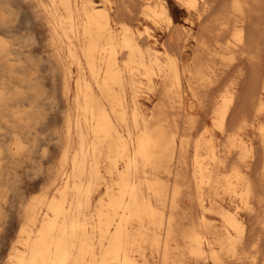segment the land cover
<instances>
[{
	"label": "bare ground",
	"instance_id": "obj_1",
	"mask_svg": "<svg viewBox=\"0 0 264 264\" xmlns=\"http://www.w3.org/2000/svg\"><path fill=\"white\" fill-rule=\"evenodd\" d=\"M24 1L26 2L24 4L31 5L32 9H29H31L33 13L32 16L34 17V20L35 18H37L39 20V24L43 26L42 28H44V30L46 31L45 37L48 39V42L46 43L53 49V51L49 53V55L47 53V57H43L42 55L40 56L41 59L39 60L41 65H45L46 62V65L50 66L49 69H51V73H54L55 76L61 78L59 79L58 77H56V79L62 80V84L58 86L59 88L60 86L62 87L61 89H63V95L65 96V100H63L65 101L66 110L64 112V122L61 121L64 123V126L63 124H61L62 127H64V130L62 129L64 136L60 142V145L58 144L60 148V152H57V154H60L59 162H57V159V161L55 160L58 163V167L54 175L55 179L53 180L55 181V183L57 181L56 188L54 192L44 191L38 196L32 197L29 204L26 203L27 201L24 202L26 204L22 203L21 206L17 204L22 209L20 210L18 206V210H20L21 212L23 211V218L21 219L22 223L20 227L18 225L19 232L17 233V238L15 239L14 244L11 246L10 251L8 252L7 259L4 258L6 259V261L2 263L201 264L200 262L204 260L203 263L205 264V259L208 258L211 260L212 264H223V255L236 256L239 253V250L242 248V246H240V243L243 244L244 237L245 235H247V228H245V223L238 211L240 203L246 205V207L250 209V211L253 207L255 208V210L257 209L255 205L252 204L253 197L256 198V201H253L254 204L255 202H257L258 205L260 203L257 197H255V183L253 184L248 175L247 167L249 165L246 164V160L247 156L249 155H251L252 158V154H259V157L261 154L257 153L259 151L257 147L255 149L258 151L254 149L256 145H254L253 147L250 141H247L243 139V137H241V130L244 129L246 125L245 119H243V122L240 121L242 119L238 120L240 122H234L233 118H231L233 119V121L231 120L233 123L229 121L232 114H234L233 116L238 114L237 111L236 114L234 112L232 113L233 109H235L234 103H236L235 99L237 96L236 83L230 82L226 85V87L222 86V84L226 82H224V78L226 77L225 76L223 78L224 83L221 82V86L225 89L222 88L223 91L221 96L218 95L220 96V98L217 99L216 102L215 100H213L215 104H213L214 106L212 110L208 109V111H203V114H205L204 112H208L207 114H205L206 117L211 116L212 114L211 121H213V126H215L221 132V134L226 136V140H224L227 142L224 143L225 141L223 140L224 142L222 143V141L220 140L218 145L224 144V147L220 145L222 146V149L218 150L217 146L213 142L212 137L202 138L201 136H198V133L200 134L201 132L196 131L197 133L195 132V134H197L199 138L195 139V137H197L195 135L194 139L191 140L192 137L190 136V134L192 133L189 130H193L195 126H198L195 125L196 118L194 119V117H192L194 116L193 114H190L192 116L188 121L189 126L186 127L187 129L185 128L186 130L183 129L184 131L179 127V117L181 114H177V116H179V119L175 117H172V119L171 117H169L171 111L169 112V116L166 114V108L173 107L176 109V105H174V103H176L177 101L174 100V97L179 98V101L177 103L178 106L183 108V111L184 109L185 111L187 109V102H185V98L182 97L183 90L181 84L182 75L184 73L189 76L188 80L185 77L186 81H189L190 79H193V81L195 80L197 82L204 81V83L206 80L209 81V77H205L207 76L205 75L206 68L208 69L209 66L205 65L207 64L205 62L204 64L199 63L201 60L200 56L203 53L201 55L197 54L198 56L200 55L199 57H197V59L200 58V60H198L199 62L195 60V63L198 62L197 66L193 65V69H190L189 67H187V69L183 68L180 64V59L175 52L178 45L176 44L177 46L173 47L172 51L174 53L169 52L167 48L164 50L158 48L157 37L153 32H151L150 27L145 25L144 29H140L137 27L134 28L127 22H125L126 20L128 21L127 17L130 14L125 13L126 15L128 14L125 21L124 17L120 16V18L123 17L121 18L123 21H117L119 24L118 27H115V14L112 16L111 8L113 6H111V0H0V136L7 135V138L12 141V145L15 146V150L13 153L22 154L23 152L28 150V147H26L25 145L28 142L27 140L31 139L30 137L29 139H26L28 137V110H24V108L21 107L24 105L28 106V99H30L32 95L38 98L39 93L33 91L31 92V95L28 92V88L32 89L31 86H33V83L31 81L33 79H37L36 76L33 75L34 73L31 71V69L33 67V71L36 69L35 66L37 65L38 61L36 58H33V56H31L32 54H29L24 59V57L21 56V54L24 53L20 50V47L28 48V46L32 44L35 46H39L41 42H39V44L35 43L37 38L34 34V36H30L28 38V31L24 33L20 32L18 24L16 23V12H14V10L18 8V10L21 9L19 6L16 7V9H14L15 7L13 8L15 3L16 5L17 3L18 5H22ZM155 1L156 0H154V2ZM206 1L205 4L207 5L208 2ZM245 1L246 0H244V2ZM158 2H160V0ZM244 2L243 0H232L231 2L232 12H234L232 18H234L235 16V18L233 19V21L235 20V22L232 23V19L230 18L231 16L228 17L225 15V19H231L229 22H231L232 24L229 25H231L232 27L233 25H235L236 28V25L238 23H240L241 25H246V23H248L245 21L244 17L245 7L247 6L244 4ZM186 3L196 10H198L202 5L204 6V3L201 5L200 0H186ZM220 3H222L221 5H225L223 4V1L221 2V0ZM153 4H150L149 0H143L142 4H140L142 13H144L145 16L152 19L156 23H158V20L165 18L167 22H169V24H172L173 20L168 13L166 2L163 0L156 5ZM221 5L220 7H222ZM207 7L209 6L207 5ZM216 7H219V5ZM115 8L119 10L118 7ZM246 8L248 9V7ZM220 9L222 10L224 8ZM130 11L129 13H131ZM134 11L135 9H133L132 13ZM199 11L201 12L200 9ZM204 11L206 10H203V13ZM246 12L245 14H247L249 11L247 13ZM203 13L199 14L203 15ZM228 13L230 14V12ZM22 14H24L23 11ZM133 14L135 16L138 15L137 13ZM255 15H257V13ZM132 16L133 15H131V19ZM28 17L29 16L27 12V21H29ZM117 18L119 17L117 16ZM29 19L32 18L30 17ZM133 19V21H135V17ZM204 19L207 18L204 17L203 20ZM255 19L257 18L255 17ZM209 20L210 19H208V21ZM226 22L227 21L223 23L225 24ZM31 23H33L34 25L35 21L33 22L31 20ZM223 23H220L221 26H223ZM262 23H264V20L261 19V24ZM256 24L254 25L256 26ZM249 25L251 28V24ZM201 26L203 27L204 25ZM214 26L217 27V25ZM29 27L30 28L28 29H31L32 27L34 28V26L31 27V25H29ZM208 27L210 26H207V28L205 29H209ZM242 27H239L240 29L239 31L237 30L238 32L235 35L239 37L240 41H242ZM177 28L180 31V28ZM212 28V30L215 29L213 26ZM228 28H230V26H228ZM201 29L202 28L200 27V30ZM175 30L174 32H176ZM227 30L223 31L222 29L223 33L229 32ZM182 31H184V27ZM202 31H204V29ZM202 31H200V33L202 34L206 32V30L204 32ZM214 31L217 32V30ZM170 32H172V30ZM170 32L168 33V35L170 34ZM208 32L207 34H205L208 35L210 33ZM220 33L221 35H223L222 32ZM30 34L31 33H29V35ZM226 34L224 33V36ZM177 35L179 34L177 33ZM209 35V37H212L211 34ZM196 36L197 35H195V37ZM216 36H218V34ZM219 36L218 38L224 40L225 37L222 38L223 36ZM169 38L165 40L168 42ZM184 38L188 37L184 36ZM261 38L263 41L264 36ZM203 39L207 40L208 38H205L203 36ZM246 40L247 37L245 41ZM183 41L184 39L182 40V42ZM213 41L215 42V39ZM251 43H249L248 45H250ZM164 45L163 47H167V45L170 46V43L168 42L167 45ZM171 45H173V43H171ZM243 49L246 48L243 46ZM213 51H216V49ZM249 51H251L252 53V50ZM216 53L213 52V56H215L214 54ZM223 53H225V50ZM260 53H262V50ZM238 57L240 59L241 56L238 55ZM192 58L194 59L193 56ZM21 61H28V64L23 65L21 64ZM193 61L194 60L191 61V64ZM17 62H19L18 65H16ZM206 62L210 64L213 63L209 61ZM218 64L220 65V62ZM258 64L261 63L259 62ZM29 66L32 68L29 69ZM47 66L45 67L48 69ZM215 66L216 65L214 64V67ZM38 68H40V66ZM211 69H213V67ZM221 69L223 70L224 68L221 67ZM223 71H226V69ZM229 72L233 73L231 71ZM250 73L252 74V71ZM47 74L49 76V73ZM238 74L236 76H238ZM212 75L215 76L214 74ZM219 75L220 74L217 73L216 76L220 79ZM155 77L160 78V84H162V88H160L162 89L161 93L163 92L166 101L161 105V107H158L159 109L155 106L158 110V112L157 110H155L157 113L152 112L151 115L148 116L141 110L140 100L138 97L139 94L144 90L152 91L155 89ZM217 77H215V79H217ZM212 78L213 77H211L210 80H212ZM228 79L231 78L228 77L227 80ZM260 79H258V81H261V85L258 86H261L260 89L262 92H264V72L260 76ZM244 81H246L245 78ZM248 81L250 80L248 79L246 82ZM16 82H19L22 89L16 87ZM187 83L189 84V82ZM206 83L207 87L206 84L204 85L206 89L208 91L210 89L213 90L212 86L215 85L212 84L211 86H209V83ZM160 84L158 85L160 86ZM158 85L157 87H159ZM54 86L57 85L55 84ZM194 86H197L196 88H198L199 85ZM208 86L210 89H208ZM239 87H241L242 90V82L241 86ZM216 88L218 89L219 87L215 86L214 90ZM249 89L251 90L252 88L249 87ZM198 91L203 92L202 90ZM56 92H58L59 96L61 95L59 94V91ZM161 93L159 95H161ZM204 93L205 92H203V94ZM196 94L199 95L198 97L196 96L197 98L203 96L202 93L201 96L200 94H198V92H196ZM209 94L211 95V93ZM258 95L256 99L254 98V101L251 97L252 101L254 102L253 107L255 112L249 105L252 108L250 110L254 112H252L254 114L253 118H257L259 114L261 115V113L264 112V96L262 94ZM62 97L60 98L62 99ZM53 98L55 97L53 96ZM60 98L58 97V100ZM202 98H200L201 101L198 103V105L201 104L202 101H206L202 100ZM238 98L240 97H237V99ZM241 98H243V96ZM245 100L242 99V101ZM206 103L208 104V102H202V106ZM210 104L212 106V102ZM206 105H204V107L202 108H200L199 106L200 109L198 110H205ZM208 105L206 107V110L208 108ZM52 108H54L53 105ZM210 110L212 111V113L209 114ZM175 111L176 110H174V112ZM242 111L240 110L242 114H238V117L244 116L245 111ZM174 112L172 113L174 114ZM29 113L34 116L35 120H37L38 118H42V116L37 114V112L34 110ZM252 113L248 114L252 116ZM188 114L185 113V117ZM245 116H247L246 118L250 117L246 113ZM236 117H234L235 120L238 119ZM201 119L197 123L202 124ZM249 119L250 118L246 119V121ZM187 120L188 118L184 121ZM203 122L205 121L203 120ZM184 125L185 124H183V126ZM203 126V133L206 135L210 132V125L208 123H203L202 127ZM3 129H6L7 132H1V130ZM38 130L36 131L40 133V129ZM200 130L201 129H199L198 131ZM50 134H52L51 137L54 138V134L49 133L48 135L50 136ZM59 135L55 139L61 137ZM253 135L255 136L256 133ZM261 137L260 140H264V129L262 128ZM47 139L49 140V138ZM4 143V139L0 141V159H3L7 151L12 150L11 146L6 147L4 146ZM34 143L35 142L33 141V144ZM48 143L51 145L50 141H48ZM43 144L44 143H42V145ZM262 144H264L263 141L260 145ZM46 145H43V148ZM260 145L259 147H261ZM220 146H218V148ZM39 149L37 150L39 151ZM260 150V152H262V149ZM188 152L191 153L190 156H187ZM45 155L44 157L47 156ZM258 156H255V158H259ZM4 158L7 159L6 157ZM21 158L17 159L21 160ZM32 158L33 156L31 157V159ZM252 159V161L257 160L254 159V157ZM30 160L29 162L31 163V161L33 160ZM252 166L253 165L251 162L250 167ZM184 169L187 171H184ZM252 169H254V167H252ZM6 170L7 168L3 167L0 164V176H4L6 173H10L11 175L12 170ZM183 172L189 173L184 174ZM48 173L50 174L49 171ZM12 174H14V172ZM51 174L53 175V173ZM12 177H10L9 179H11ZM44 181L46 180L44 179ZM261 182H263V180ZM9 185L5 184V186H8L6 187L7 189L9 188ZM2 186L5 187L4 184ZM53 186L55 185H52V187ZM42 187L41 189L44 188ZM0 189L2 190V188ZM219 189H222L230 196L236 197V199L239 200V203H236L235 206H232L230 204L225 205L220 202L218 200V195H220ZM9 190L13 191L10 188ZM9 193L11 194V192ZM2 195L0 196L2 197ZM182 195H190V199H188L189 197H186L188 201H196V204L201 210V214H199V216H194L196 214L195 210L198 209H192L195 214L193 212V216H190L189 212L191 210V207L189 208V206H187L188 209H185V206V208L182 207V202L184 200L183 198V200L181 201V198L183 197ZM206 197L208 199L209 205L205 202ZM259 200L261 201L260 196ZM8 202L10 203V201ZM185 202L186 201H184V203ZM257 204L256 206L258 207ZM196 207L194 206L193 208ZM207 211L215 212L219 216L221 226L215 225L210 221L209 217H207L205 213ZM181 213H184V215L180 216ZM6 216L7 215H5V217ZM185 217L187 218L186 221H184ZM261 225L263 226L264 223ZM248 228V239H250V235L252 236V232L250 234V225ZM252 240L253 239L247 240L248 243L245 242L247 243L245 244L247 248L249 246L248 244H251L248 250L252 248V243H249ZM257 243L258 242H256V245ZM245 249L246 248L244 247V250ZM244 250L243 252H245ZM250 250L253 251V249ZM250 250L248 252H250ZM254 255L255 253L253 254V257L251 255L250 257L249 255H247L251 264L254 262ZM260 257L261 256H259V258ZM241 259H243V257ZM245 260L246 259L239 261L241 264H243ZM229 261L230 260H228V264ZM231 262H233V260Z\"/></svg>",
	"mask_w": 264,
	"mask_h": 264
},
{
	"label": "rangeland",
	"instance_id": "obj_2",
	"mask_svg": "<svg viewBox=\"0 0 264 264\" xmlns=\"http://www.w3.org/2000/svg\"><path fill=\"white\" fill-rule=\"evenodd\" d=\"M29 1V0H28ZM96 1H99V0H96ZM117 0H111V6H113L112 8H111V13H112V16L114 15V18H115V23H114V26L115 27H118V22L117 21H123L121 18H123L124 17V21L126 20V16H128V14H130L129 16H130V19H129V16L127 17L128 18V21L130 22L131 20V24L126 20L125 22H127L129 25H131L132 27H134V28H140V29H144L145 28V25H147L148 27H150L151 28V32H153L155 35H156V37H157V46H158V48H161V49H166L167 48V50L169 51V52H171V53H174L172 50H173V47L174 46H177V49L175 50V52H176V55H178V57H179V59H180V64H181V66L183 67V68H185V69H187V67H189L190 69H193L194 68V66L196 65L197 66V63L199 62L198 60H200V58H201V60H200V62L199 63H202V64H204V62L205 63H207V64H205V65H208L209 66V68L207 69L206 68V72H205V75H207V76H205V77H209L208 79H209V81H205V83H204V81H193V79L191 80H189V81H186V78H187V80H188V75H186L185 73L182 75V97L183 98H185L184 99V101L185 102H187V109H186V111H185V109H184V111H183V108H181L180 106H178V101H179V98L178 97H174V100L175 101H177L176 103H174V105H176V109L175 108H173V107H168V108H166V114L169 116V112H170V116L169 117H175V118H178L179 116H177V114L179 115V114H181L180 115V121H179V127H180V129L181 130H186L187 128V126H189V124H188V121H189V119L191 118V116L192 115H190V114H193L194 116H192V117H194V119H195V125H198L197 127L195 126L194 127V129L192 130V129H190L189 131H191V133L193 134H190V136L192 137L191 138V140H193L194 139V137H195V135L197 136V134H195V132L197 131V132H201L200 134L198 133V136H201L202 138H204V137H207V138H213V142L215 143V145L217 146V149L218 150H220V149H222L221 147L224 145H222V144H220V145H222V146H220V145H218L219 144V141L221 140L222 141V143L226 140L225 138H226V136H224L223 134H221V132L215 127V126H213V121H211L212 120V114H211V116H205V114H207L208 112H204L205 114H203V111H208V109H213V104H215V102H216V100L217 99H219L220 98V96H221V94H222V91H223V89H225L224 87H226V85L228 84V83H236V90H237V92H236V103H234V107H235V109H233V111H232V113L234 112L235 114H236V111H237V113L238 114H242L241 112H240V110L242 111V110H244V111H242V112H244V116L243 117H238L237 115L238 114H236L235 116H233L234 114H232V116L230 117V122H232L233 121V119H234V122H236V121H238V120H240V119H242V120H240V121H242L243 122V119H245V122H246V125H245V127H244V129H242L241 130V137H243V139H245V140H247V141H250V143H252V145H253V147H254V145H256L255 147H254V149L257 147V149L259 150H256V151H258L257 153H261L260 154V157L258 156L259 154H257V155H254V154H252V158L254 157V159H257V160H254V161H252L253 159L251 158V155H249V156H247V160H246V164H248L249 166L248 167H250V165H251V162H252V167H254V169H255V171H254V169H252V167H250V168H248L247 167V170H248V175H249V177H250V179H251V181L253 182V184H254V186H255V197H257V199H258V201L260 202H258L259 203V205L257 204V202H255V204L253 203V201H256V198H254L253 197V201H252V204L253 205H255V207L257 208L256 210H255V208L253 207L252 209H251V211H250V209H248L247 207H246V205H244L243 203H240V207H239V209H238V211H239V213H240V215H241V217H242V220L244 221V223H245V228H247V235H245V237H244V240H243V244L242 243H240V246H242V248L239 250V253L236 255V256H228V255H223V264H228V260H230L229 261V264L231 263V264H239L240 263V261L239 260H243V259H246L244 262L243 261H241V262H243V264H251V262H249L250 260H249V257H250V255L253 257V254L255 253V257H254V262L252 263V264H264L263 262V260H264V225L262 226L261 224H263L264 223V210H263V207H264V201H263V199H264V144H262V145H260L261 143H262V141H263V143H264V140L263 139H261L260 140V137H261V128L262 129H264L263 127H264V112H262L261 113V115L259 116H257V118L255 117V118H253L254 117V112H255V110H254V107H253V104H254V98L256 99V97H257V95L258 94H262L263 96H264V92H262L261 91V89H260V87L258 86V85H261V79H260V76L263 74V72H264V53H263V51H264V38H263V41H262V38L261 37H263L264 36V23H262L261 24V19L262 20H264V0H249V1H245L244 2V0H243V2H244V4L245 5H247L246 7H248V9L245 7V11H244V17H245V21L246 22H248V23H246V25L244 24V25H241L240 23H238L237 25H236V28H235V25H233V27L231 26V25H229V24H232L233 22H235V20L233 21V19L235 18V16H234V18H232L233 16L232 15H234V12H232V5H231V2H232V0H221V2L223 1V4H225V5H221L222 3H220V0H200V3H201V5L204 3V6L202 5L199 9L201 10V12L199 11V9L198 10H196V9H194V8H192V7H190L187 3H186V0H164L165 2H166V5H167V8H168V13H169V15L172 17V20H173V25L172 24H169V22H167V20L164 18H162V19H160V20H158V23H156V22H154L152 19H150V18H148L147 16H145V14L144 13H142V8L140 7V4H142V2H143V0H119V1H117ZM139 1V2H138ZM142 1V2H141ZM159 1V0H158ZM157 0L154 2V0H149V3L150 4H153V5H156V4H158V3H160V2H162L161 0H160V2H158ZM205 1L206 2H208L207 3V5L209 6V7H207V5L205 4ZM216 1V2H215ZM260 1V2H259ZM141 2V3H140ZM210 2V3H209ZM249 2V3H248ZM24 3H26L25 1L23 2V4L22 5H18V3H17V5H16V3H15V5H14V3H13V8L14 9H16V7H20V9L21 10H18V9H16V10H14V12H16L15 14V16H16V23L18 24V28L20 29V32L21 33H24V32H27L28 31V38L31 36H34V35H36V42L35 43H38L39 44V42H41L40 43V45L39 46H35V45H30V46H28V48H26V47H20V50L21 51H23V53L24 54H21V56L22 57H24V59L30 54H32L31 56H33V58H36L37 59V61H38V63H37V65L35 66L36 67V69L33 71L32 69L34 68H32V67H30L29 66V69L30 68H32L31 69V71L34 73L33 75L34 76H36V80H32L31 82L33 83V86H31L32 87V89L31 88H28V92L32 95V93L31 92H33V91H36V92H39L38 93V98H36V97H34L33 95H32V97L30 98V99H28V106H26V105H24V106H22L21 108H24V110H28V137L26 138V139H29V137L31 138V139H29V140H27L26 142H27V144H25L26 145V147H28V150L27 151H25V152H23L22 154H20V153H13L14 152V150H15V146L14 145H12V141H10L7 137V135L5 136V135H2V136H0V141H2L3 139L5 140V143H4V146H11L12 147V150L11 151H7L6 153L10 156H8L6 153H5V156L4 157H6L7 159H5L4 157H3V159H0V164L3 166V167H6L7 168V170H9L10 169V171L12 170V173L14 172V174H12L11 173V175L13 176H11L10 175V173H6L4 176H0V188H2V190L0 189V195H2V197L0 196V264H3L2 262H4V261H6V259H7V257H8V252L10 251V248H11V246L14 244V242H15V239L17 238V233L19 232V227L21 226V223H22V218H23V211L21 212L20 210H22L21 209V204L22 203H24V202H26V203H30V201H31V199H32V197H35V196H38L40 193H42V192H44V191H49V192H54V190H55V188H56V183H57V181H56V183H55V181H53L54 179H55V173H56V169H57V167H58V163L57 162H59V159H60V154H57V152L59 153L60 151V148H59V145H60V142H61V140H62V138H63V136H64V133H63V130H64V127H62V125L61 124H63V126H64V112H65V110H66V105H65V96L63 95V89H61L62 87L60 86V88H59V86L58 85H61L62 84V80H58V79H56V77H58V76H55V74L54 73H51V69H49L50 68V66H47L46 64V62H45V65H41V63H40V60L39 59H41V57L40 56H42L43 55V57H47V53H48V55H49V53H51L52 51H53V49H52V47L51 46H49V45H47V43L46 42H48L47 40V38L45 37L46 36V31L44 30V28H42L43 26H41L40 24H39V20L37 19V18H35V20H34V17L32 16L33 15V13H32V11H31V5L30 4H24ZM115 3V4H114ZM117 3V4H116ZM118 3H120V4H118ZM140 3V4H139ZM168 3V4H167ZM216 3H218V4H216ZM260 3V4H259ZM176 4H178V5H176ZM249 4H253V5H249ZM117 5V6H116ZM205 5H206V8H205ZM219 5V7H216V6H218ZM220 5L222 6V7H220ZM259 7H257V6ZM120 6V7H119ZM142 6V5H141ZM189 6V7H188ZM226 6V7H225ZM115 7H118L119 8V10L117 9V8H115ZM124 7V8H123ZM139 7V8H138ZM143 7V6H142ZM257 8V9H255V8ZM29 8H31V9H29ZM138 8V9H137ZM203 8V9H202ZM215 8V9H214ZM220 8H224V9H220ZM251 8V9H250ZM133 9H135V11L133 12V13H137L136 15L137 16H135L133 13H132V11H133ZM211 9V10H210ZM212 9H213V11H212ZM217 9H219V10H217ZM27 10V11H26ZM29 10V11H28ZM117 10V11H116ZM129 10H132V11H130L131 13H129V11L127 12V11ZM203 10H206V11H204V13H205V15H204V13H203ZM221 10V11H220ZM229 10V11H228ZM22 11H23V13L24 14H22ZM26 11V12H25ZM138 11V12H137ZM139 11H140V14H139ZM192 11V12H191ZM211 11V12H210ZM215 11H217V12H215ZM220 11V12H219ZM248 13H247V12ZM257 11V12H256ZM27 12H28V20L29 21H27V18H26V15H27ZM123 12V13H122ZM207 12V13H206ZM209 12V13H208ZM213 12V13H212ZM228 12H230V14L228 13ZM245 12L247 13V14H245ZM22 15H21V14ZM125 13H128L127 15L125 14ZM199 13H203V15H204V17H206L207 19H204L203 20V15L201 14H199ZM232 13V14H231ZM249 13H251V14H249ZM257 13V15H255ZM120 14V15H119ZM260 14V15H259ZM19 15H21V16H19ZM24 15V16H23ZM120 18V16H123V17H121L120 19L119 18H117V16ZM131 15H133L132 16V19H131ZM212 15V16H211ZM225 15L226 16H228V17H230L231 19H232V23L231 22H229L231 19H225ZM116 16V17H115ZM21 17H22V19H21ZM32 18V19H29V18ZM135 17V21H133L134 18ZM210 17V18H209ZM213 19H212V18ZM248 17V18H247ZM252 17V18H251ZM255 17L257 18V19H255ZM260 19H259V18ZM250 18V19H249ZM19 19V20H18ZM117 19H119V20H117ZM208 19H210L209 21H208ZM252 19V20H251ZM255 19V20H254ZM259 19V20H258ZM31 20L34 22L35 21V23H34V25H33V23H31ZM165 20V21H164ZM202 20V21H201ZM257 20V21H256ZM225 21H227L225 24L223 23V22H225ZM255 21H256V23H255ZM117 22V23H116ZM200 22V23H199ZM223 23L222 25L223 26H221V24L220 23ZM229 22V23H228ZM218 23V24H217ZM227 23H228V26H230V28H228V26H227ZM27 24H28V26H27ZM117 24V25H116ZM200 24V25H199ZM209 24V25H208ZM213 24V25H212ZM249 24H251V28H250V25ZM254 24H256V26L254 25ZM29 25H31V27L32 26H34V28L32 27L31 29H28V28H30L29 27ZM39 25V26H38ZM170 25H172V26H170ZM176 27H175V26ZM201 25H204L203 27L201 26ZM214 25H217V27L216 26H214ZM259 25H261V26H259ZM36 26V27H35ZM184 27V31H182L183 30V27ZM202 28L201 30H200V27ZM207 26H210V27H208L209 29H205V28H207ZM212 26L215 28L214 30H217V32H215L214 30H212L213 28H212ZM227 26V27H226ZM245 27V28H243V27ZM254 26V27H253ZM259 26V27H258ZM263 26V27H262ZM42 29H41V28ZM170 27H171V29H170ZM177 27H179L180 28V31H179V29L177 28ZM182 27V28H181ZM222 27V28H221ZM239 27H242V41H240L239 40V37L238 36H235L236 35V33L239 31ZM253 27V28H252ZM255 27H257V28H255ZM263 29H262V28ZM36 28V29H35ZM168 28V29H167ZM221 28V29H220ZM229 29V30H227V29ZM255 28V29H254ZM28 29V30H27ZM175 29H177V30H175ZM185 29H186V31H185ZM204 29V31L206 30V32H204V31H202ZM222 29H223V31H225V30H227V31H229V32H224L225 34L226 33H228V34H226L225 36H224V33H223V31H222ZM225 29V30H224ZM232 29H235V30H232ZM252 31H251V30ZM257 29V30H256ZM263 31H262V30ZM172 30V32H170V31ZM174 30L176 31V32H174ZM199 31V33H198V31ZM210 32H208V31ZM212 32H211V31ZM238 30V31H237ZM260 32H259V31ZM179 31V32H178ZM200 31H202V32H204V34L206 33L207 34V32L209 33V34H211L212 35V37H213V39H212V37H209L210 35L208 34V35H204V34H202V33H200ZM214 31V32H213ZM231 31V32H230ZM170 32V34L168 35V33ZM220 32H222V34L223 35H221V33ZM245 32V33H244ZM246 32H249V33H246ZM253 33V34H251V33ZM29 33H31L30 35H29ZM175 33V34H174ZM177 33L180 35H177ZM187 33V34H186ZM199 35H198V34ZM212 33H214V34H212ZM220 33V34H219ZM231 33V34H230ZM263 35H262V34ZM34 34V35H33ZM44 34V35H43ZM203 35L205 38H208L207 40L209 41H207V40H205V39H203V36H201V35ZM218 34V36L220 35V36H223L222 38H224V40L222 39L221 40V38H218V36H216V35ZM195 35H197L196 37H195ZM248 35V36H247ZM261 35V36H260ZM167 36H169V37H167ZM183 36V37H182ZM184 36L185 37H188V38H184ZM201 36V37H200ZM207 36V37H206ZM219 36V37H220ZM226 36H227V38H226ZM172 37V38H171ZM175 37V38H174ZM178 39H177V38ZM179 37H180V44H179ZM200 37V38H199ZM214 37H217V38H214ZM246 37H247V40L245 41V39H246ZM258 37H260V38H258ZM167 38H169L168 40V42L170 43V46L169 45H167L168 44V42L165 40V39H167ZM198 39V40H196V39ZM202 38V39H201ZM248 38H249V40H248ZM253 38V39H252ZM45 40V41H41V40ZM176 39V40H175ZM184 39V43L182 42V40ZM201 39V40H200ZM215 39V42L213 41ZM218 41H217V40ZM164 40H165V42H164ZM172 40H173V42H172ZM200 40V41H199ZM203 40H204V42H203ZM212 40V41H211ZM251 40V41H250ZM263 43H262V42ZM43 42V43H42ZM166 42H167V44H166ZM199 42V43H198ZM207 42V43H206ZM242 42V43H241ZM252 42V43H251ZM47 45V47H49V48H47L46 47V45ZM164 43H165V45H167V47H163V45H164ZM171 43H173V45H171ZM249 43H251L250 45H248ZM38 44H36V45H38ZM163 44V45H162ZM177 44V45H176ZM198 46H197V45ZM210 44V45H209ZM228 46H227V45ZM231 44V45H230ZM246 44H247V46H246ZM262 44H263V46H262ZM164 45V46H165ZM180 45H181V47H180ZM201 45H202V47H201ZM207 45V46H206ZM240 45H243L246 49H243V46H240ZM35 47V48H33V47ZM43 46H44V48H43ZM182 46H184V47H182ZM196 46V47H195ZM231 46V47H230ZM239 46H240V49H239ZM262 46V47H261ZM30 47V48H29ZM40 49H39V48ZM46 47V48H45ZM197 47H198V49L200 50H198L197 49ZM200 47V48H199ZM223 47V48H222ZM32 48V49H31ZM43 48V49H42ZM176 48V47H175ZM184 48V49H183ZM202 48V49H201ZM214 48V49H213ZM220 48H221V50H220ZM227 48V49H226ZM248 48V49H247ZM263 48V49H262ZM215 50L216 49V51H213V50ZM225 50V53H223L224 52V50ZM237 49V50H236ZM217 52L216 54H214L215 56H213V52ZM226 50H228V51H226ZM239 50V51H238ZM249 50H252V53H251V51H249ZM261 50H262V53H260L261 52ZM203 51V52H202ZM212 53H211V52ZM232 51H234V52H232ZM235 51H236V53H235ZM180 54H179V53ZM193 52H195V53H193ZM198 52V53H197ZM255 52V53H254ZM35 53V54H34ZM203 53V54H202ZM221 53V54H220ZM223 53V54H222ZM38 54V55H37ZM44 54H46V55H44ZM197 54H202L201 56L202 57H205V58H202L200 55V58H198L197 59V57H199ZM209 54V55H208ZM224 54H227V55H224ZM251 54V55H250ZM261 54V55H260ZM208 57H207V56ZM216 55H218V56H216ZM238 55L239 56H241L240 57V59H239V57H238ZM258 57H257V56ZM40 58H39V57ZM192 56L194 57V59L192 58ZM213 56V57H212ZM221 56H222V58H221ZM215 57V58H214ZM225 57V58H224ZM263 57V58H262ZM208 58V59H207ZM35 59V60H36ZM214 59V60H213ZM216 59V60H215ZM249 59V60H248ZM261 59V60H260ZM192 60H194L193 62H192V64H191V61ZM195 60H197L198 62L197 63H195L196 61ZM202 60H204V61H202ZM212 60V61H211ZM245 60V61H244ZM252 60V61H251ZM260 60V61H259ZM202 61V62H201ZM206 61H209V62H213V63H208V62H206ZM221 61H223V62H221ZM24 62V63H23ZM21 61V64H23V65H25V64H28V61ZM26 62V63H25ZM220 62V65L218 64ZM240 62V63H239ZM256 62V63H255ZM261 63V64H258V63ZM224 63V64H223ZM239 63V64H238ZM251 63V64H250ZM253 63V64H252ZM19 64V62H17L16 63V65H18ZM214 64L216 65L215 67H217V68H215L214 67ZM225 64H227V65H225ZM229 64V65H228ZM230 64H231V66H230ZM247 64H248V66H247ZM49 65V64H48ZM194 65V66H193ZM204 65V66H205ZM211 65V66H210ZM40 66V68H38V67ZM45 66H47L48 67V69L45 67ZM191 66V67H190ZM192 66H193V68H192ZM227 66V67H226ZM240 66V67H239ZM263 66V67H262ZM15 67V66H14ZM44 67V68H43ZM213 67V69H211ZM220 67V68H219ZM221 67L222 68H224L223 70H225L226 69V71H223L222 69H221ZM226 67V68H225ZM235 67V68H234ZM237 67H238V69H237ZM245 67V68H244ZM42 69H44V70H42ZM218 69H220V70H218ZM233 69V70H232ZM216 70V71H215ZM221 70H222V72H221ZM240 70H242V71H240ZM40 71V72H39ZM43 71V72H42ZM209 71V72H208ZM229 71H231V72H233V73H230ZM245 71V72H244ZM252 71V74L250 73ZM259 73H258V72ZM208 72V73H207ZM211 72V73H210ZM225 72H226V74H225ZM240 72V73H239ZM247 72V73H246ZM250 74H249V73ZM256 72H257V74H259V75H257L256 74ZM47 73H49V76H48V74ZM217 73H219L220 75V79L216 76L217 75ZM222 73V74H221ZM239 73V74H238ZM255 73V74H254ZM212 74H214L215 76H213ZM232 74V75H231ZM238 74V76H236ZM246 74V75H245ZM254 74V75H253ZM47 75V76H46ZM186 75V76H185ZM211 75V76H210ZM223 75V76H222ZM52 76V77H51ZM55 78H54V77ZM222 76V77H221ZM226 76V77H225ZM233 76V77H232ZM243 77V79H242V77ZM245 76V77H244ZM247 76V77H246ZM249 76H250V78H249ZM254 76V77H253ZM49 77V78H48ZM186 77V78H185ZM211 77H213L212 78V80L214 79V80H217V81H212V80H210V78ZM215 77H217V79H215ZM225 77V78H224ZM231 78V79H228L227 80V78ZM59 79H61L60 77H58ZM223 78H224V82H223ZM234 78V79H233ZM244 78H245V80L247 81L248 79L250 80V81H248V82H246V81H244ZM45 81H44V80ZM253 79V80H252ZM258 79H260L259 81H258ZM41 80V81H40ZM49 80H50V82H49ZM58 80V81H57ZM241 80V81H240ZM53 81V82H52ZM57 83H56V82ZM192 81H193V83H192ZM212 81V82H211ZM233 81H235V82H233ZM258 82V83H256V82ZM40 82V83H39ZM160 78H157V77H155V85H156V87H155V89L154 90H144V91H142L140 94H139V100H140V107H141V110L146 114V115H151V113L153 112V113H157L158 112V110H157V108L158 107H161V105L163 104V103H165V101H166V98H164L165 96L163 95V92L161 93V90L162 89H160V88H162V84H160ZM187 82H189V84L187 83ZM206 82H208L209 84V86H211L212 84L213 85H215L216 87H219L218 89L216 88L215 90H216V92H215V90H214V88H215V86H212L211 88L213 89V90H211L210 88H209V86H208V89H210L209 91L206 89V87H207V83ZM220 82V83H219ZM224 83V84H222V83ZM240 82V83H239ZM241 82H242V90H241V87H239V86H241ZM250 82V83H249ZM251 82H252V84H251ZM255 82V83H254ZM37 83V84H36ZM46 83V84H45ZM51 83H54V84H51ZM195 83V84H194ZM196 83H198V84H196ZM215 83V84H214ZM218 83V84H217ZM240 85H239V84ZM245 83H246V85H245ZM57 85V86H54V85ZM158 84H160V86L158 85ZM192 84H193V86H192ZM206 84V87L204 86ZM217 84V85H216ZM221 84H222V86H224V87H222L221 86ZM255 84V85H254ZM16 87L17 88H21L22 89V87H21V85L19 84V82H16ZM157 85L159 86V87H157ZM194 85H199L198 86V88H196ZM245 85V86H244ZM248 85H250V86H248ZM252 85V86H251ZM253 85H254V87H253ZM53 86V87H52ZM192 86V87H191ZM55 87V88H54ZM56 87H58V88H56ZM201 87V88H200ZM205 87V88H204ZM249 87L250 88H252L251 90L249 89ZM259 87V88H258ZM45 88V89H44ZM159 88V89H158ZM193 88V89H192ZM223 88V89H222ZM245 88V89H244ZM247 88V89H246ZM254 88H255V90H254ZM257 88H258V90H257ZM48 89H49V91H50V93H49V91H48ZM61 89V90H60ZM158 90H159V92H158ZM198 90H202L203 92H205L204 94H203V92H199ZM248 92H247V91ZM253 90V91H252ZM48 91V92H47ZM55 93H54V92ZM56 91H59V94H61L60 96L58 95V92H56ZM62 91V92H61ZM213 91H214V93H216V94H214L213 93ZM217 91H218V93H217ZM252 91V92H251ZM52 92V93H51ZM61 92V93H60ZM194 94H193V93ZM196 92H198V94H200V96L203 94V98L202 97H199V98H197L199 95H197L196 94ZM221 92V93H220ZM247 92V93H246ZM257 92H258V94H257ZM261 92V93H260ZM57 93V94H56ZM161 93V95H159ZM202 93V94H201ZM209 93H211V95L209 94ZM54 94V95H53ZM72 94V93H71ZM193 94V95H192ZM205 94H207V95H205ZM213 94V95H212ZM245 94V95H244ZM248 94V95H247ZM56 95V96H55ZM58 95V96H57ZM218 95H220V96H218ZM241 95V96H240ZM256 95V96H255ZM53 96L55 97V98H53ZM64 98H63V97ZM163 96V97H162ZM190 96V97H189ZM197 96V97H196ZM205 96V97H204ZM217 96H218V98H217ZM243 96V98H241ZM250 96V97H249ZM255 96V97H254ZM259 96V95H258ZM58 97L60 98V97H62V99L60 98L59 100H58ZM162 97V98H161ZM237 97H240V98H238L237 99ZM253 98V101H252V98ZM161 98V99H160ZM187 98V99H186ZM200 98H202V100H206V101H202V102H208V108H207V110H206V107H207V105L206 104H203V106H202V102H201V104H199L198 105V103L201 101L200 100ZM207 98H208V101H207ZM64 99V100H63ZM195 99V100H194ZM199 99V100H198ZM241 101H240V100ZM242 99L243 100H245V99H247V100H245V101H242ZM54 102H52V101ZM213 100H215V102L213 101ZM38 101V102H37ZM58 101H60V102H58ZM212 102V106H211V102ZM48 102V103H47ZM210 102V103H209ZM241 102V103H240ZM251 103V104H249V103ZM51 103H52V105H53V107L54 108H52V105H51ZM59 103V104H58ZM157 103V104H156ZM244 103H246V104H244ZM241 104H242V106H241ZM247 104H248V107H247ZM35 107H33V106ZM55 105H57V106H55ZM60 105V106H59ZM62 105H63V107H62ZM197 105H198V107H197ZM204 105H206L205 106V110L203 109H201V111H199L198 109H200V108H202V107H204ZM236 105H238V106H236ZM253 108H251L250 106ZM50 106V107H49ZM157 108H156V107ZM191 106H193V107H191ZM199 106H200V108H199ZM175 107V106H174ZM191 107V108H190ZM212 107V108H211ZM238 107H239V109H238ZM244 107V108H243ZM246 107V108H245ZM58 108V109H57ZM64 110H63V109ZM189 108V109H188ZM195 108H196V110H195ZM238 110H237V109ZM15 109V108H14ZM159 109V108H158ZM168 109V110H167ZM193 111H192V110ZM247 111H246V110ZM250 109H252V110H250ZM32 110H34V111H36L37 112V114H39L40 116H42V118L40 119V118H38L37 120H35V118H34V116L32 115V114H30L29 112H31ZM52 110H54V111H52ZM60 110V111H59ZM155 110H157V112L155 111ZM174 110H176L175 112H174ZM209 111V114L210 113H212V111ZM235 110V111H234ZM155 111V112H154ZM182 111H183V114H182ZM197 111V112H196ZM46 112V113H45ZM172 112H174V114H175V116H174V114L172 113ZM188 112H189V114H188ZM202 112V113H201ZM253 112V113H252ZM172 113V114H171ZM185 113L186 114H188V115H186V117H185ZM195 113V114H194ZM198 113V114H197ZM245 113L248 115V116H250V117H248V118H250L249 120H247L246 121V119H248V118H246L247 116H245ZM253 114L252 116L251 115H249V114ZM208 114V115H209ZM60 115V116H59ZM183 115V116H182ZM190 115V116H189ZM197 115V116H196ZM199 115H200V118H199ZM237 116V117H236ZM205 117V118H204ZM234 117H236V118H238L237 120H235V118ZM50 118V119H49ZM183 118V119H182ZM188 118V120L187 121H184V120H186ZM202 118V119H201ZM231 118H233V119H231ZM252 118V119H251ZM62 119V120H61ZM173 119V118H172ZM177 119V120H178ZM200 119H201V121H202V124L203 123H208L209 125H210V132L208 133V134H204L203 133V130H204V126L202 127V124L201 123H197V122H199L200 121ZM49 120V121H48ZM203 120L205 121V122H203ZM232 120V121H231ZM251 120V121H250ZM256 120V121H255ZM58 121V122H57ZM61 121H63V122H61ZM240 121H238V122H240ZM183 122V123H182ZM187 122V123H186ZM248 122V123H247ZM43 123V124H42ZM45 123H46V125H45ZM58 123H60V124H58ZM197 123V124H196ZM233 123V122H232ZM54 124H56V125H54ZM58 124V125H57ZM170 124H173V123H170ZM183 124H185L184 126H183ZM244 124V123H243ZM252 124H254V125H252ZM5 125V124H4ZM34 125H35V127H34ZM40 125V126H39ZM42 125H44V126H42ZM180 125H182V126H180ZM252 125V126H251ZM6 126H8V125H6ZM30 126V127H29ZM47 126V127H46ZM54 126H56V127H54ZM5 127V126H4ZM35 129H34V128ZM42 127H43V129H42ZM62 127V128H61ZM198 127H200V128H198ZM37 128V129H36ZM46 128V129H45ZM54 128V129H53ZM186 128V129H185ZM216 128V129H215ZM38 129H40V133L38 132L39 130ZM45 129V130H44ZM53 129V130H52ZM63 129V130H62ZM199 129H201L200 131H198ZM36 130H38V131H36ZM49 130V131H48ZM183 130V131H184ZM213 130V131H212ZM256 130H257V132H256ZM7 132V130L6 129H3V130H1V132ZM33 131V132H32ZM194 131V132H193ZM260 131V132H259ZM37 132H38V134H37ZM42 132H44V133H42ZM46 132V133H45ZM196 132V133H197ZM33 133V134H32ZM49 133H53L54 134V138H52L51 136H52V134H50V136L48 135ZM57 133V134H56ZM256 133V135L254 136L253 134H255ZM37 134V135H36ZM47 134V135H46ZM60 134V135H59ZM257 134H260V135H257ZM38 135H39V137H38ZM42 135V136H41ZM45 135V136H44ZM61 136V137H59L58 139H55V138H57V136ZM203 135V136H202ZM35 136V137H34ZM41 136V137H40ZM48 136V137H47ZM56 136V137H55ZM195 137V139L196 138H199V137ZM254 136V137H253ZM6 137V138H5ZM36 137H38V138H36ZM45 137H47V138H49V140L47 139V138H45ZM255 138V139H254ZM258 138V139H257ZM262 138V137H261ZM39 139V140H38ZM44 139H45V141H44ZM225 139V140H224ZM254 139V140H253ZM8 140V141H7ZM224 140V141H223ZM33 141L35 142L34 144H33ZM48 141H50V143H51V145L48 143ZM52 141V142H51ZM56 141V142H55ZM59 141V142H58ZM41 144H40V143ZM227 141H225L224 143H226ZM42 143H44L43 145H46V146H44V148H43V145H42ZM29 144V145H28ZM39 144V145H38ZM50 146H49V145ZM56 144V145H55ZM59 144V145H58ZM261 146V147H259V145ZM33 145H34V147H33ZM42 145V146H41ZM218 146H220L219 148H218ZM40 149H39V148ZM48 147V148H47ZM51 147V148H50ZM55 147V148H54ZM59 149H58V148ZM224 147V146H223ZM30 148V149H29ZM37 149H39V151L37 150ZM54 151H53V150ZM260 149H262V152H260L261 150ZM35 150V151H34ZM51 150V151H50ZM58 150V151H57ZM254 150V151H255ZM38 151V152H37ZM255 151V152H256ZM32 152V153H31ZM190 152H191V150H190ZM190 152H188V154H187V156H190L191 155V153ZM221 152H222V150H221ZM31 153V154H30ZM37 153V154H36ZM254 153V152H253ZM11 154V155H10ZM27 154V155H26ZM49 157H47L46 155ZM25 155V156H24ZM44 155L46 156V157H44ZM58 155V156H57ZM30 156V157H29ZM33 156V158L31 159V157ZM53 156V157H52ZM255 156H258L259 158H255ZM22 157V158H21ZM24 157V158H23ZM27 159H26V158ZM234 157H235V155H234ZM20 159L21 158V160H18V159ZM55 158V159H54ZM33 160V161H31V160ZM58 161H57V160ZM234 159V158H233ZM236 159V158H235ZM29 160L31 161V163L29 162ZM35 160V161H34ZM57 162H56V161ZM262 160V161H261ZM4 161V162H3ZM9 162V163H7V162ZM18 161V162H17ZM261 161V162H260ZM41 162V163H40ZM19 163V164H18ZM40 165H39V164ZM54 163H55V165H54ZM57 163V164H56ZM39 166V167H38ZM256 167V168H255ZM6 170V171H7ZM47 170V171H46ZM54 170H55V172H54ZM21 171V172H20ZM42 171V172H41ZM48 171L50 172V174L48 173ZM184 171H187V170H185L184 169ZM254 171V172H253ZM46 173H48V174H46ZM51 173H53V175L51 174ZM184 174L185 173H189V172H183ZM250 173H251V175H250ZM259 173V174H258ZM253 174V175H252ZM52 175V176H51ZM188 175V174H187ZM259 175V176H258ZM45 176H46V178H45ZM49 176H50V178H49ZM6 177V178H5ZM10 177H12L11 179H9ZM5 178V179H4ZM9 179V180H8ZM20 179V180H19ZM44 179L46 180V181H44ZM4 180V181H3ZM263 180V182H261ZM10 181V182H9ZM55 183H53V182ZM256 181V182H255ZM44 183H46V184H43ZM52 183V184H51ZM4 184V186H5V184L6 185H9V188L10 189H12L13 191H10L9 190V188L7 189L6 187H8V186H5V187H3L2 185ZM49 184V185H48ZM42 185H43V187H42ZM52 185H55V186H53L52 187ZM41 187L43 188V189H41ZM50 187H52V188H50ZM263 187V188H262ZM14 188H16V189H14ZM262 188V189H261ZM9 190V191H8ZM256 190H258V191H256ZM19 191V192H18ZM38 191V192H37ZM219 191H220V195H218L219 197H218V200L220 201V202H222L223 204H225V205H227V204H230V205H232V206H235L236 205V203H239V200H237L236 199V197H234V196H230L229 194H227V193H225L222 189H219ZM9 192H11V194L9 193ZM13 192H15V193H13ZM20 192H21V194H20ZM30 192H31V194H30ZM36 192V193H35ZM5 193V194H4ZM14 194V195H13ZM18 194V195H17ZM20 194V195H19ZM22 195V196H21ZM15 196H16V198H15ZM18 196V197H17ZM25 196V197H24ZM183 196V195H182ZM190 196V195H189ZM189 196H183L182 198H181V201L183 200V198H184V200H183V202H182V207H184L185 209H188L187 208V206H189V208L191 207V210H190V216H193L192 214H193V212L194 211H192V209L194 210V209H198V210H195V212H196V214H195V212H194V216L195 217H197V216H199V214H201V210L199 209V207H198V205L196 204V201L195 202H193V200H192V202L194 203V206L196 207V205H197V207L196 208H193L194 206H193V203L191 202V200H189L188 201V199H190V197ZM259 196H260V199H261V201L259 200ZM5 197V198H4ZM23 197V198H22ZM188 199H187V198ZM233 197V198H232ZM6 198H7V200H6ZM22 198V199H21ZM25 198V199H24ZM9 199V200H8ZM24 199V200H23ZM27 199V200H26ZM255 199V200H254ZM14 200V201H13ZM22 200H23V202H22ZM8 201H10V203L8 202ZM16 201V202H15ZM21 201V202H20ZM184 201H186V202H189V203H184ZM191 202V203H190ZM206 204H208L209 205V202H208V199H207V197H206ZM26 203H24V204H26ZM183 203H184V205H183ZM7 204H9V205H7ZM17 204H19V205H17ZM191 204V205H190ZM196 204V205H195ZM256 204L258 205V207L256 206ZM260 204H261V206H260ZM12 205V206H11ZM16 205H17V207H16ZM18 206H19V208H20V210H18L19 208H18ZM193 206V207H192ZM260 206V207H259ZM260 210H259V209ZM3 210V211H2ZM255 210V211H254ZM258 210H259V212H258ZM191 211H192V213H191ZM2 212H5V213H2ZM198 212V213H197ZM7 213V214H6ZM206 213V215H207V217H209V219H210V221L212 222V223H214L215 225H218V226H221V222H220V220H219V216L215 213V212H209V211H207V212H205ZM4 214V215H3ZM10 214V215H9ZM251 214V215H250ZM260 214V215H259ZM5 215H7L6 217H5ZM181 215H184V213H181L180 214V216ZM22 216V217H21ZM252 216V217H251ZM253 218V219H252ZM256 218V219H255ZM258 218V219H257ZM186 217L184 218V221H186ZM213 220V221H212ZM259 220H261V221H259ZM183 221V220H182ZM19 222V223H18ZM260 222V223H259ZM18 223V224H17ZM247 223H249V224H247ZM256 224V225H255ZM258 224V225H257ZM18 225H19V227H18ZM248 225V226H247ZM249 225H250V234H251V232H252V236L250 235V239H253L251 242H249V243H252V248H250V249H253V251L252 250H250V252H248L249 250H248V248H249V246L251 245V244H248L247 246H248V248L246 247V245L245 244H247L248 243V241L247 240H250V239H248L249 238V234H248V230H249ZM257 228H256V227ZM262 226V227H261ZM255 229H256V231H255ZM262 229V230H261ZM252 230V231H251ZM258 230V231H257ZM246 231H245V234H246ZM260 233V234H259ZM253 234H255V235H253ZM261 235V236H260ZM257 236V237H256ZM263 238V239H262ZM245 239H246V241H245ZM259 239V240H258ZM258 242L259 243V241H260V243L258 244L257 243V245H256V242ZM245 242H247V243H245ZM254 242H255V244H254ZM12 243V244H11ZM242 244V245H241ZM247 249V251H246V249L244 250V247ZM256 246V247H255ZM9 247V248H8ZM254 247V248H253ZM259 249V250H256V249ZM245 251V252H243V250ZM256 251H255V250ZM255 251V252H254ZM257 251H259V252H257ZM7 252V253H6ZM247 253V254H246ZM250 253V254H249ZM256 253H258V254H256ZM7 254V255H6ZM247 255H249V257L247 256ZM257 255V256H256ZM225 256V257H224ZM259 256H261L260 258H259ZM231 257V258H230ZM236 257V258H235ZM243 257V259H241V258ZM251 257V258H252ZM4 258H6V259H4ZM230 258V259H229ZM235 259V261H234V259ZM248 258V259H247ZM250 258V259H251ZM257 258V259H256ZM261 258H262V260H261ZM233 260V262H231ZM248 260V261H247ZM204 261V260H203ZM203 261H201L200 263L201 264H204L203 263ZM208 261V262H207ZM257 261H259V262H257ZM208 263H210V264H212V262H211V260L210 259H205V264H208ZM241 264V263H240Z\"/></svg>",
	"mask_w": 264,
	"mask_h": 264
}]
</instances>
